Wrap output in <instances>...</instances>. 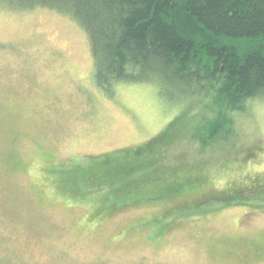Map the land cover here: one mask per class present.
<instances>
[{
    "label": "rangeland",
    "instance_id": "rangeland-1",
    "mask_svg": "<svg viewBox=\"0 0 264 264\" xmlns=\"http://www.w3.org/2000/svg\"><path fill=\"white\" fill-rule=\"evenodd\" d=\"M93 71L73 20L0 8V264H264V195L248 207L233 196L264 186V103L236 119L239 162L202 159L180 108L147 85L110 99ZM152 140L157 170L177 171L141 173L145 201L124 192L111 209L108 187L84 189L105 155ZM174 180L184 186L171 196Z\"/></svg>",
    "mask_w": 264,
    "mask_h": 264
},
{
    "label": "trees",
    "instance_id": "trees-1",
    "mask_svg": "<svg viewBox=\"0 0 264 264\" xmlns=\"http://www.w3.org/2000/svg\"><path fill=\"white\" fill-rule=\"evenodd\" d=\"M0 8H45L67 16L89 39L95 86L102 94L115 99L122 86L147 85L186 116V139L196 157L240 161L247 140L236 119L264 103V0H0ZM155 141L121 158L105 155L82 186L108 187L111 209L120 207L118 194L124 192V202L132 193L133 203L145 201L135 190L147 183L141 173L154 169L153 179L160 181L177 171L157 170ZM134 173L139 175L130 180ZM183 186L174 180L168 194ZM248 186L233 194L245 207L264 195V186Z\"/></svg>",
    "mask_w": 264,
    "mask_h": 264
}]
</instances>
